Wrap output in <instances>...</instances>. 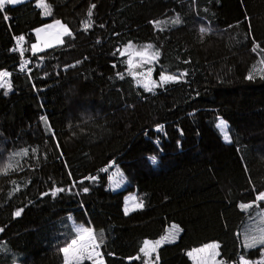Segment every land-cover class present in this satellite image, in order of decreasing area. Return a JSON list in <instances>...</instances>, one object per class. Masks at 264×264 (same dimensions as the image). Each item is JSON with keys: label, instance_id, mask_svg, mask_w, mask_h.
I'll use <instances>...</instances> for the list:
<instances>
[{"label": "trees", "instance_id": "1", "mask_svg": "<svg viewBox=\"0 0 264 264\" xmlns=\"http://www.w3.org/2000/svg\"><path fill=\"white\" fill-rule=\"evenodd\" d=\"M35 1L0 9V264H65L73 223L103 233V264H146L143 243L171 225L152 264H192L186 251L211 242L224 262L264 261V244L243 245L264 210V0H45L42 24L71 35L31 54ZM145 49L155 79H177L139 85L128 61ZM130 193L143 206L125 214Z\"/></svg>", "mask_w": 264, "mask_h": 264}, {"label": "rangeland", "instance_id": "2", "mask_svg": "<svg viewBox=\"0 0 264 264\" xmlns=\"http://www.w3.org/2000/svg\"><path fill=\"white\" fill-rule=\"evenodd\" d=\"M26 1H28V0H22V2H19V3H16V4H8V3H5V4L6 5H10V6H14V5L26 2ZM34 5H35V7H37V9L39 11V15L37 16V18L35 20V23H34L35 26H34L33 34H34V37H35V42L28 47V50H29V52L31 54H38V53H41V52H43V51H45L47 49L61 46L63 44L64 39L68 36V34H64V35H62L60 37L59 40L55 39L56 33L62 31V29H59L58 26H55L56 25V21H60L61 24L65 25L69 29L70 33H71V29H70V27L67 24H64L61 20H53V21H51L49 23L42 24L41 18L43 16L42 14L45 13V10H44L43 7L39 6V0H36L34 2ZM49 25H53L54 27L49 28L48 27ZM40 29H43V31H41L39 36H38L37 35V31L40 30ZM49 43H50L51 46H48ZM33 45H36L37 48H39L40 50L34 49L32 47ZM138 52H140V51H138ZM134 64L136 66L133 67V73L132 74H133V77L135 78L136 82L139 85L144 87L143 86L144 84H148L150 87L153 88V87L158 86L159 84H162L161 77L159 79H155L152 76V74H151L152 72L150 71V68L148 69L147 66L142 65V64L152 65L151 62H149V61L148 62H144V59L141 57L138 61L134 62ZM263 66H264V59L257 56L255 64L252 66V71L258 72L260 74L261 72L264 71V67ZM221 121H223V120H221L220 118L217 120V128H218L223 140L226 143H230V135H229L228 125H227V123H225L223 121L225 123V127H223V128L220 127ZM226 135L229 138L227 140L225 139ZM0 167H1V165H0ZM109 185H110V188L113 191H116V190L121 189L122 187H124L125 180L123 179L122 173L118 170V168H114L112 170V173H111V175L109 177ZM262 193H264V192H262ZM262 201H264V200H262ZM137 204H141V202H140V198L138 197V195L136 193H130V194L125 195L124 204H123L124 213H125V209L126 208L128 209L127 214H130L131 212L139 209L140 207H135V205H137ZM258 213H259L260 217L258 219H255V222L248 223V225L246 226V228H245L246 232H244V234H243V241H244L245 234H248V233L256 234L260 228L264 227V210L256 211L254 213V215H256ZM72 225H73V228H74L75 235L77 234L76 233V229L78 227H80V226L91 227L90 225H86V224H83V223H73ZM173 226H175V225H171V227L168 228V230H166L165 234L162 237H160L159 239L154 240V241H148V242H150V247H151V245H154L157 241H160L159 245L156 246L154 248V250L150 251V253L148 255H145V252L142 251V249H144V247H145V242L143 243L141 252H142V255L147 260L146 264H152L150 262V257L155 253L157 248H159L161 245L172 243V242L175 241V235L177 233V229L178 228L176 227L177 229L174 230ZM174 232H175V235L173 234ZM165 237H167V239H163ZM68 244L69 243L65 244L62 248H64ZM209 244L218 245V243H216V242H211V243H207L205 245H202L200 247H196V248H193V249H190V250L186 251V256L189 258V260L191 261L192 264H232V263H229V262H224V261L219 259V245L214 250H209V251L202 252V253H197L196 252V250L201 249V248H205V246L209 245ZM243 245H244V242H243ZM256 246H259V245L256 244L254 247H246L245 246V248L246 249L247 248L253 249ZM96 251L100 253L99 248L96 249ZM213 251L216 253L214 255V257L212 256ZM61 253L63 255V259H64V263H65L64 253L62 251H61ZM189 253H192V255H189ZM100 256H101V254H100ZM262 259H264V257H262ZM243 260L249 262V260H247L245 258H243ZM83 261H90V262L93 263L92 260H88V259H84ZM239 263L243 264V261L240 259ZM249 264H251V263L249 262ZM254 264H256V263H254Z\"/></svg>", "mask_w": 264, "mask_h": 264}, {"label": "snow or ice", "instance_id": "3", "mask_svg": "<svg viewBox=\"0 0 264 264\" xmlns=\"http://www.w3.org/2000/svg\"><path fill=\"white\" fill-rule=\"evenodd\" d=\"M22 2V0H0V9L3 8L5 3L8 4H16ZM39 6L43 7L45 9L46 13L50 14V8L48 6V4L45 2V0H39ZM94 7V5H93ZM89 16L92 15L91 11H89L88 13ZM156 23H160V22H156ZM172 23L174 24H179L180 23V19L179 17H177L174 21H172ZM58 26L59 29H62L61 32L56 33L55 35V39L59 40L60 37L64 34H68L71 35V33L69 32V29L61 24L60 21H56V25ZM89 25L86 23L85 27L87 28ZM49 28L54 27L53 25H49ZM43 31V29H40L37 31V35L39 36L40 32ZM200 31L203 33L206 31L205 28H201ZM19 40H23V37H20ZM48 46H51L50 43ZM34 49L36 50H40L39 48H37L36 45L32 46ZM258 47V45H257ZM129 48H131V45H129ZM147 48H151V45L147 46ZM255 51V49H254ZM136 56H140L144 59V62H148L150 60L155 59L156 57L159 56V52H154L152 54L149 55L147 49H145L144 51H140V52H136L135 53ZM129 65L132 67H135L136 65L133 64L132 60L129 59L128 61ZM9 76L8 72H0V88H7L9 91H11L12 89V85L10 80H7L6 78ZM247 79H253V75L252 73H249V75L246 77ZM264 78V77H262ZM177 77L174 76H165V75H161V82L162 83H167L169 81H173L176 80ZM145 87L146 90L148 91H152V87H150L148 84H144L143 85ZM154 86V85H153ZM7 94V92H5V95ZM220 127H225V123L223 121H221L220 123ZM225 139H229L228 136H225ZM23 155H27V150L24 151V153H22ZM155 158H153L154 161ZM3 171H6L3 170ZM64 189L62 188H58L55 191L52 192V195L55 196L56 192L58 191H63ZM85 191H87V189H84ZM258 201L259 200H264V193H260L257 198ZM142 203L141 204H137L135 205V207H142ZM241 207L243 209H247L252 207V204H243L241 205ZM128 209H125V213L127 214ZM21 214L20 211H17L15 213L16 216H19ZM173 229L176 230V226H173ZM76 235L71 239V241L69 242V244L67 246H65L64 248L61 249V251L64 253L65 256V264H82V261L84 259H88V260H92L93 264H103V259L100 256V253L96 251V249L99 248V243H97V238L99 236V238L102 240L103 238V233H96L95 230L91 227H84V226H80L76 229ZM163 239H167V237L163 238ZM244 246L246 247H254L256 244H264V228H260L258 230V232L256 234H252V233H248L245 234L244 236ZM160 243V241H157L154 245H151L150 247V242L145 241V247L144 249H142V251L145 252V255H148L150 253V251L154 250V248L156 246H158ZM218 247V245L216 244H209L206 245L205 248H201L196 250L197 253H202V252H206L209 250H214ZM216 253L213 251L212 256L214 257ZM189 255H192V253H189ZM241 260L243 261V264H249L248 261H244L243 260V256L241 257ZM259 264H264V261L259 262Z\"/></svg>", "mask_w": 264, "mask_h": 264}]
</instances>
